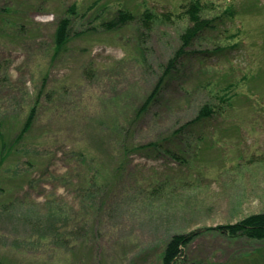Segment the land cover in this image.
Returning <instances> with one entry per match:
<instances>
[{
	"label": "rangeland",
	"instance_id": "rangeland-1",
	"mask_svg": "<svg viewBox=\"0 0 264 264\" xmlns=\"http://www.w3.org/2000/svg\"><path fill=\"white\" fill-rule=\"evenodd\" d=\"M190 1L0 0L7 143L37 104L0 165V264H161L172 235L197 230L187 262L264 264V241L206 231L264 212V0H200L222 20L137 113L181 46ZM233 2L241 11L223 17ZM119 9L156 19L110 29ZM203 106L214 112L182 129ZM115 123L131 124L125 149ZM170 138L182 158L132 149Z\"/></svg>",
	"mask_w": 264,
	"mask_h": 264
},
{
	"label": "trees",
	"instance_id": "trees-1",
	"mask_svg": "<svg viewBox=\"0 0 264 264\" xmlns=\"http://www.w3.org/2000/svg\"><path fill=\"white\" fill-rule=\"evenodd\" d=\"M72 7V6H71ZM71 9V8H70ZM69 11V8L68 10ZM238 11H241L237 5L233 2L227 4L225 8L223 17L235 19L236 15H238ZM243 12V11H242ZM183 16L189 22L188 26L184 30V32L180 36L181 46L175 53L174 57L170 59L167 66L165 67L162 76L159 78L157 84L155 85L151 94L146 98L143 105L138 109L137 113H144L146 109L155 101L158 95L161 92V88L164 84V79L171 75L173 70L176 68V63L180 61V59L185 56V50L188 48L194 39L198 37L203 31L214 27L213 23L216 21H221V16H215L213 18H206L204 16L205 8L200 0H191L183 10ZM140 18L141 22L148 26L150 23L156 19L155 15L151 13L149 10L144 11L141 15L133 14L130 10L119 9L117 11L116 17L108 25H110V29L117 28L118 26L125 25L126 23L136 20V18ZM169 17V16H168ZM179 17V16H178ZM241 27L239 26V32ZM70 37V25L69 20L67 18H63L55 31L54 34V50L55 53L61 52ZM177 69V68H176ZM37 105V104H36ZM34 106L26 116L25 120L21 124V128L18 129L15 138L9 143L6 142L4 134L0 132V165L6 160V158L10 155L13 146L18 144L21 140L25 138V135L32 128L34 121L36 119V110L37 106ZM214 111L208 106H203L197 117L193 120L187 122L182 129L190 126L191 124L201 120L202 118H206L211 115ZM1 125V124H0ZM112 130L116 132L118 135V139L122 149L126 148L127 136L131 131V124H113ZM181 132V128L175 130L172 134L178 135ZM177 138H170L164 143L150 142L147 144L136 145L133 150H139L144 152H157V153H165L168 154L175 159L182 158L177 155L173 150V146H179ZM179 139V138H178ZM166 145V146H165ZM171 146V147H170ZM123 164V163H122ZM122 164L117 167L118 169H122ZM206 231H216L220 234H223L229 238H246L255 241H264V212L252 214L244 217L243 219L230 224L219 225L214 228H206ZM202 231H192L186 234H175L172 235L167 241L161 264H202L199 262H187L183 257V250L187 248L199 235H201Z\"/></svg>",
	"mask_w": 264,
	"mask_h": 264
}]
</instances>
